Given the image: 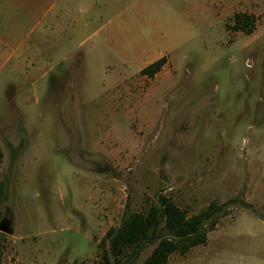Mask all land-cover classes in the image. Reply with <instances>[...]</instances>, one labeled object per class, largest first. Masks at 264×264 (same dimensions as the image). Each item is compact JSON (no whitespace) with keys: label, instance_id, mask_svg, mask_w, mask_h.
<instances>
[{"label":"rangeland","instance_id":"rangeland-1","mask_svg":"<svg viewBox=\"0 0 264 264\" xmlns=\"http://www.w3.org/2000/svg\"><path fill=\"white\" fill-rule=\"evenodd\" d=\"M114 10L95 27H120L123 56L101 67L93 37L5 91L0 75V220L13 230L0 264H100L107 231L160 195L187 217L212 201L227 213L167 264H264V224L251 222L264 220V0ZM236 14L255 18L250 36L232 30ZM162 54L154 78L138 72Z\"/></svg>","mask_w":264,"mask_h":264},{"label":"crops","instance_id":"crops-1","mask_svg":"<svg viewBox=\"0 0 264 264\" xmlns=\"http://www.w3.org/2000/svg\"><path fill=\"white\" fill-rule=\"evenodd\" d=\"M117 2L118 0L111 4L108 0H0L1 90L5 91L17 74L29 79L38 72L39 65L44 60H59L63 63L66 59L62 55L63 51L75 55L93 37L98 38L93 53L101 67L105 56L108 57L110 52L117 57L123 56L124 36L120 27L109 28L107 24L110 20L95 27L99 19L115 15L114 6ZM164 55L166 54L151 60L138 72L164 58ZM78 61H81L80 57ZM251 222L264 224V220L252 219Z\"/></svg>","mask_w":264,"mask_h":264},{"label":"trees","instance_id":"trees-1","mask_svg":"<svg viewBox=\"0 0 264 264\" xmlns=\"http://www.w3.org/2000/svg\"><path fill=\"white\" fill-rule=\"evenodd\" d=\"M255 22L253 16L236 14L232 30L250 36L255 30ZM164 65L165 59L161 58L142 69L140 74L154 78ZM1 158L0 151V161ZM226 215L222 207L212 201L205 210L187 217L168 197L160 195L157 204L150 206L146 214H130L118 227L107 231L100 264L130 263L148 245H154V248L141 264H167L171 255L184 256L192 248L205 244L208 233L214 231Z\"/></svg>","mask_w":264,"mask_h":264},{"label":"water","instance_id":"water-1","mask_svg":"<svg viewBox=\"0 0 264 264\" xmlns=\"http://www.w3.org/2000/svg\"><path fill=\"white\" fill-rule=\"evenodd\" d=\"M0 233L12 235L13 230L11 228V221L8 219L0 220Z\"/></svg>","mask_w":264,"mask_h":264}]
</instances>
